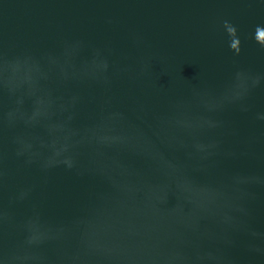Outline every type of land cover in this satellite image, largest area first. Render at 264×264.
Segmentation results:
<instances>
[{"label": "water", "instance_id": "water-1", "mask_svg": "<svg viewBox=\"0 0 264 264\" xmlns=\"http://www.w3.org/2000/svg\"><path fill=\"white\" fill-rule=\"evenodd\" d=\"M0 264H264V0H0Z\"/></svg>", "mask_w": 264, "mask_h": 264}]
</instances>
